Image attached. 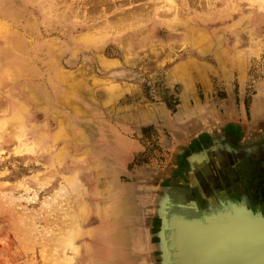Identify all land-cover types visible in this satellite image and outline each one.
<instances>
[{
    "label": "rangeland",
    "instance_id": "1",
    "mask_svg": "<svg viewBox=\"0 0 264 264\" xmlns=\"http://www.w3.org/2000/svg\"><path fill=\"white\" fill-rule=\"evenodd\" d=\"M7 1L0 6V264H158L157 209L165 241L163 202L176 191L184 202L194 185L183 183L187 158L212 138L264 139V0H206L199 9L177 0L182 19L201 14V24L191 17L169 28L183 21L160 17L155 53L138 41L125 47L122 34L99 43L87 37L149 0H96L97 8L95 0H69L89 8L47 24L23 2ZM158 1L165 0H150ZM14 9L20 14L11 23L4 11L15 20ZM6 28L15 35L7 43L23 36L25 45L12 61L1 54ZM191 31L205 39L187 38ZM21 55L26 62L16 71ZM225 151L238 155L226 166L244 156L229 144ZM207 154L191 159L200 166ZM209 211L208 203L202 212Z\"/></svg>",
    "mask_w": 264,
    "mask_h": 264
},
{
    "label": "bare ground",
    "instance_id": "2",
    "mask_svg": "<svg viewBox=\"0 0 264 264\" xmlns=\"http://www.w3.org/2000/svg\"><path fill=\"white\" fill-rule=\"evenodd\" d=\"M18 1H21V3L23 2L25 4V8L27 10L31 11V9H33L34 11L36 10L37 12H39V15H41L43 17V22L45 24L51 22L52 20H55V18L71 19L75 16H78V12L82 8H86V9L89 8L85 4L83 6H80V5H78L77 2L76 3L71 2L69 0H64V1H58V0H31V1H29V0H18ZM137 1L138 0H131L130 3L133 4ZM179 1H177V0H167L166 1L165 0L164 3L161 1L151 3L149 0V2L142 4V6L134 5L131 8L128 7L129 8L128 10H126L124 12L122 11V13L116 15V19L108 20L107 22L105 21L106 23H104L103 26H101L102 24L99 22L98 26H97L99 28L96 27L97 29L95 28V29L88 30V35H87L88 40L93 42V43H99L101 41V39L104 36H108L109 33L113 34V35H115V34L121 35L122 34L124 39L126 38L125 43L123 44L125 47H130L133 44V42L138 41V44H142V47H141L142 50L155 53L157 51V48L155 47L154 43H156V41H157L158 34L163 32L162 29H159L156 26L157 24L162 23L160 21V17L166 16V17L172 18L173 20L179 19V21H183V22H177L175 24H169L168 25L169 28L182 27L183 25H186L187 22H189L188 19L190 20V18L192 17L191 16L189 18V16H186V20H185V18L182 19V17H184L183 10L176 8V4L181 3ZM192 1H193L194 5L198 6V9H199V7L201 8L203 5L206 6L207 4H209V2L204 4V1H206V0H202V1L201 0H192ZM0 2H1L0 6H2L4 9L5 4L8 3V1L7 0H1ZM62 2H66V3L61 4ZM94 3H96V4H94ZM130 3H129V5H130ZM98 6H99V1L97 2L96 0L93 2V4H90V7L97 8ZM118 6H125V3H120V4L113 3L111 5V7H116V8ZM14 7H15V5H14ZM163 7L167 8L169 10V11L168 10L167 11L170 13H168L167 11H164V12L161 11V8H163ZM99 11H96V13ZM4 13L6 14V15H4L5 19H7L11 23H14V22L16 23L17 22V16L19 17L20 11L18 9H14L13 14L15 16V20H13L11 15L7 14L5 11H4ZM86 14H88V13H86ZM197 15H198V17L193 15L192 20L193 19L197 20L196 22L200 26V24H201L200 22L202 21L204 15H201V14H197ZM86 16L84 18H86ZM90 18H92V17L90 16ZM104 18H106V17H104ZM89 20H91V19H89ZM72 24H74L73 26L79 25L78 23H72ZM99 24H101V25L99 26ZM101 28L105 29V32L101 31L100 30ZM5 30L7 31L6 36H5L6 37V43H7L8 37L9 36H15V35L13 34V32H11L9 30V28H6ZM215 33H216V31H215ZM189 34H191V35H189ZM193 35H194V33L191 31V33L190 32L188 33L187 38L191 37V39H196L197 41H201V42L205 39V36L203 34H200L198 36H196V35L193 36ZM21 37H23V36L14 37V39L10 40V42L5 45V48H3L1 50L2 56L7 61L14 60L15 59L14 58L15 53L23 52L22 50H24L25 45H24ZM31 42H32V40H31ZM143 43H145V44H143ZM19 58H20V60L18 61V65L16 66V69H17L16 71H21L22 67L24 66V63L26 62V60H24L25 58L22 59L23 55L19 56ZM232 58H233V60L238 61L233 55H232ZM56 61H57V59H56ZM114 65H116V64H114ZM32 97H34V96L32 95ZM19 120L20 119H18V122H19ZM11 121H15V120L10 119L9 120L10 124L8 122H6V123H8V126H6V127L11 128V126H9L13 123V122L11 123ZM16 121H17V119H16ZM18 122H16V123L18 124ZM1 124H2V122H1ZM4 128H5V126H4ZM18 128H19V126H18ZM10 133H12V131ZM234 152H236V151H234ZM232 153H233L232 151L222 152V153L217 154L214 157H212V159L209 158L208 154L206 156H204L203 163L200 164V166L203 170L202 171L203 177H201L202 178L201 182L203 181V184H204L203 188L204 189L205 188H206V190L209 188L211 189V187L214 186V184L210 182L209 178H211V179L213 178L214 173H215V169L217 167H219L220 165L232 163L233 161H235L238 158V155L235 156L233 154V156H232ZM240 155L243 156L245 154L240 153L239 156ZM39 180H40V178H39ZM173 192H175V191H173ZM216 195L218 196L219 199H217L216 203H212V202L209 203L208 202L210 205V211L208 213H204L198 209V207L196 206V204L194 202H189L188 204L184 205L185 203L182 200V193L180 191H176L173 194H172V192H170L168 194V197L166 198V201L163 202V204L167 205V209H166V211H167V217H166L167 230L165 233V241H177L178 242L177 245H180L182 247L186 246L187 248L192 247L191 245H189L190 243L192 244V241H216L219 244H221L220 245L221 248H223V245H225L226 241H264V223L262 222L263 220L261 221L260 218H259L260 220L259 219L254 220L257 217L255 214H252L253 211L251 212V210L248 208L249 203L247 202L246 198H244V200L242 201V204L245 205V207H244L242 204L239 205V202L235 201L234 198H232L231 196L229 197L227 195V196L222 197V195L221 196L219 194H216ZM73 224H71V225H73ZM69 227L70 226H68V230H69ZM72 228H73V226H72ZM70 233H71L70 234L71 235L70 240H71V237L73 238L74 235H77L76 232H74V231H72ZM65 235H64V237H65ZM65 240H66V238H65ZM174 246H175V243L173 244V247ZM67 247H69V246H67ZM59 251H58V253L61 252V251L60 252ZM61 256L62 255H60V257Z\"/></svg>",
    "mask_w": 264,
    "mask_h": 264
},
{
    "label": "flooded vegetation",
    "instance_id": "3",
    "mask_svg": "<svg viewBox=\"0 0 264 264\" xmlns=\"http://www.w3.org/2000/svg\"><path fill=\"white\" fill-rule=\"evenodd\" d=\"M234 142V139L232 141L227 137L219 141L212 138L208 144L201 145L199 151L192 153L187 158L189 169L186 178L183 179L186 182L183 183L185 185L193 183L194 185L188 186L189 189L184 191V203H187L186 201L197 203L198 209L204 211L208 202H217L219 198L216 194L222 195V197L228 195L239 203L246 198L251 211L255 214H264V139L248 145H235ZM227 144L237 153L241 151L245 155L234 164L218 167L214 178H209L215 186L206 190L203 188V181L201 182V177H203L201 166L196 161H192L195 167L191 168L188 160L199 155L202 151L208 152L209 158L212 159L215 155L222 153ZM159 222L161 224L160 218Z\"/></svg>",
    "mask_w": 264,
    "mask_h": 264
},
{
    "label": "water",
    "instance_id": "4",
    "mask_svg": "<svg viewBox=\"0 0 264 264\" xmlns=\"http://www.w3.org/2000/svg\"><path fill=\"white\" fill-rule=\"evenodd\" d=\"M188 161L194 168L193 158ZM170 189L165 188V192ZM159 208L160 205L157 209L161 220L156 244L158 264H264V241H226L223 248L216 241H192L190 248L177 245V241H164L165 219ZM255 215L254 220L260 218L264 223V214Z\"/></svg>",
    "mask_w": 264,
    "mask_h": 264
}]
</instances>
